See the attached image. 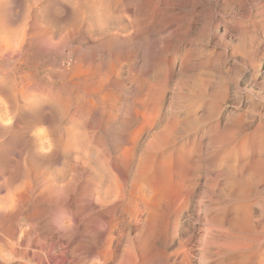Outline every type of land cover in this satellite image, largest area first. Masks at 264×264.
<instances>
[{"label": "rangeland", "instance_id": "1", "mask_svg": "<svg viewBox=\"0 0 264 264\" xmlns=\"http://www.w3.org/2000/svg\"><path fill=\"white\" fill-rule=\"evenodd\" d=\"M0 256L264 264V0H0Z\"/></svg>", "mask_w": 264, "mask_h": 264}, {"label": "bare ground", "instance_id": "2", "mask_svg": "<svg viewBox=\"0 0 264 264\" xmlns=\"http://www.w3.org/2000/svg\"><path fill=\"white\" fill-rule=\"evenodd\" d=\"M12 37V36H11ZM11 39V38H10ZM10 41V40H9ZM5 43H7V42H5ZM3 47V46H2ZM2 50V49H1ZM4 109V108H3ZM45 256V255H44ZM0 259H2V257L0 256Z\"/></svg>", "mask_w": 264, "mask_h": 264}]
</instances>
